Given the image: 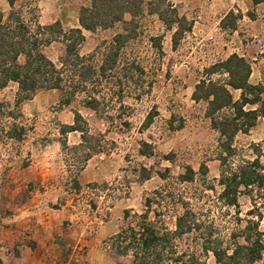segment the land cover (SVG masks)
Wrapping results in <instances>:
<instances>
[{
    "label": "rangeland",
    "instance_id": "rangeland-1",
    "mask_svg": "<svg viewBox=\"0 0 264 264\" xmlns=\"http://www.w3.org/2000/svg\"><path fill=\"white\" fill-rule=\"evenodd\" d=\"M144 1L148 3L150 0ZM169 2L180 17H185L191 23V31L186 32L173 48L174 29L168 31L157 15L144 13L138 19V36L127 45L124 57L125 62L134 61L139 65L144 74L136 78L139 79L138 84L124 85L122 105L117 101L119 88L111 83L107 85L104 80L90 87L95 92L94 96L100 98L99 113L84 107L85 94H77L70 105L62 106L60 92L56 90H40L31 100L21 105L23 125L26 129L25 139L20 143L0 139V226L13 214V210L10 209L14 207L16 199L20 196L24 198L23 195L14 193L15 188L18 190L14 183V179L19 176L17 172L31 160L39 158V154L32 151V159H28L26 148H32L33 143L45 145L51 140L60 141L61 128L68 126L64 123L72 122L74 125V113L77 112L85 122V125L82 123L79 125L85 128L87 133L85 139H81L82 143L77 152L69 149L70 147H63L66 149L64 151L71 158L76 157L79 162L86 156L97 155L96 162L104 165L106 181L93 186L88 185L91 186L89 189H86V186L83 195L78 199L80 206L78 220L74 221L77 230L74 235L71 232L72 237H66L68 247H65L67 255L65 260H69V264H130V255L119 257L115 254L111 242L114 235L108 238L105 234L109 231L116 234L120 227L126 225L127 222L123 219L125 210H129L131 216L142 214L145 197L164 185L156 172H163L166 169L169 171V178L172 179L182 173L186 166H190L198 173L200 166L205 165L208 169L205 185L202 183L203 179L197 176L193 184L181 186V189L187 192L193 208L209 210L207 215L210 219H215L216 224L232 227L230 216L233 212L221 219L223 208L215 205L211 198L205 201L206 197L201 195L204 192L203 186H213L216 192L219 191L216 184L220 170V163L216 160L218 135L205 118V103H194L191 95L194 86L203 76V70L219 62L216 59L218 56L224 58L228 53L222 56L218 53L219 49L223 51L234 49L236 44H240L246 48L249 57L258 60L261 71H264V2L257 3V0H169ZM88 3L89 0H35L38 22L40 25H49L61 21L65 30L70 29L81 5L86 6ZM9 10L7 1L0 0V12L7 15ZM229 12L237 17L236 35H232L231 32L235 29L224 30L218 21ZM121 28L119 24L111 30H98L95 33L84 31L85 42L79 50L80 55L85 58L94 55L93 65L99 64L100 53L104 51L103 42H109ZM223 31L225 33H222ZM153 37H160L161 53L153 47L151 42ZM42 50L57 67H60L59 58L63 53V46L60 43H52ZM148 86L151 88L147 93ZM16 91L15 84H10L0 91V101L13 105ZM234 95L237 97L238 93ZM152 108L155 109L157 116L148 129L141 130L140 126ZM169 120L172 121V128L168 124ZM125 121L129 123L127 128L123 125ZM65 138L67 143L68 137ZM141 141L152 144L154 151L151 157H142L138 153ZM234 147L236 155L229 163L237 164L241 160H252L258 156L264 165V120L257 122L248 134H238ZM52 152L53 150L49 149V153ZM72 166L71 171L77 174L78 165ZM142 167L152 168L151 179L142 180ZM203 194L210 195V192ZM240 206L241 212L244 213L250 207L249 201L245 197L241 198ZM90 210L95 212L93 217L91 214L88 215ZM154 212L156 216L158 214L164 216V212L153 211L150 214L153 220H159ZM173 215L171 212L163 217L170 228ZM109 221L111 223L105 227L104 223ZM62 228L67 229L66 224L62 225ZM98 232L101 237H105L101 242L93 240ZM188 243L185 237L180 248H185ZM3 244L0 243V261L2 264H8L11 257V262L14 261L13 257L18 254V249L16 243L10 247H4L6 245ZM207 263L215 264L211 255L208 256Z\"/></svg>",
    "mask_w": 264,
    "mask_h": 264
},
{
    "label": "trees",
    "instance_id": "trees-1",
    "mask_svg": "<svg viewBox=\"0 0 264 264\" xmlns=\"http://www.w3.org/2000/svg\"><path fill=\"white\" fill-rule=\"evenodd\" d=\"M6 1L10 9L8 14L0 12V91L10 84H15L17 91L13 105L0 101V139L17 143L26 137L21 105L40 90L60 92L62 106L70 105L77 94H85L84 107L99 113L100 98L94 96L90 87L104 80L107 85L111 83L119 88L117 101L123 104L124 85L138 84L136 78L144 74L139 65L134 61L125 62L124 57L125 48L138 36V19L144 13L157 15L168 31L174 29L173 48L192 27L185 17L178 15L169 0L148 3L144 0H89L88 5L79 8L78 27L67 30L58 21L40 25L35 0ZM263 2L257 0V3ZM236 20L237 17L229 12L221 26L233 30ZM119 24L121 31L109 42H103L99 64L93 65L94 55L86 58L80 55L79 50L85 42L84 31L111 30ZM151 42L161 53L160 37L151 38ZM52 43L63 46L60 67L43 53L42 49ZM250 75V62L232 54L205 68L191 95L194 103H205V118L218 135L216 160L220 170L216 184L219 191L213 186H203V193L210 192V195H201L206 197L205 201L211 198L215 205L223 208L221 219L233 212L230 216L232 227L216 224V220L207 215L209 210L193 208L187 192L181 189V186L193 184L197 176L205 185L208 172L205 165L200 166L198 173L186 166L172 179L166 169L156 172L164 185L145 197L142 214L131 216L129 210L123 212L127 223L111 239L117 256L130 255V264H208L210 255L215 264H264V165L258 156L237 164L229 163L236 155V136L248 134L258 120L264 118V85H252ZM150 88L148 86L147 93ZM235 91L239 92L237 97ZM155 116L152 108L140 129H148ZM79 123L85 125L76 112L74 125L61 128L62 146L66 145L65 137L70 132H78L81 139H85L87 131ZM123 123L124 127H129L128 122ZM168 124L171 127L172 121ZM153 151L152 144L140 142L138 153L142 157H151ZM141 171L142 180L151 179L152 168L142 167ZM244 197L250 207L242 213L240 199ZM153 211L164 212V216L174 213L172 228L161 214L156 216L154 212L159 220L151 219ZM185 237L189 243L180 248Z\"/></svg>",
    "mask_w": 264,
    "mask_h": 264
},
{
    "label": "crops",
    "instance_id": "crops-1",
    "mask_svg": "<svg viewBox=\"0 0 264 264\" xmlns=\"http://www.w3.org/2000/svg\"><path fill=\"white\" fill-rule=\"evenodd\" d=\"M225 15L226 13L218 19L219 23ZM76 27H78V15L71 28ZM231 32L232 35H236L238 28ZM218 53L222 56L227 53L224 58L218 56L216 59L219 61L225 60L232 54L246 58L251 65L249 82L252 85H264V71H261L256 58L249 57L246 48L236 44L234 49L224 51L219 49ZM235 93L239 92L235 91ZM260 120L264 118H260L258 122ZM64 124L73 125L72 122ZM66 136L68 138L65 146H62L59 140H51L49 144L33 143L32 148H26L28 159H32V151L33 153L36 151L39 158L31 160L17 172L19 176L14 179V183L18 190L15 188L14 193L23 195L24 198L20 196L16 199L14 207L10 209L13 210V214L0 226V243H4L6 245L4 247L16 243L18 249V254L13 257L14 261L11 262V257V260L8 259V264H69V260H65L67 256L65 247H68L66 237L71 236V232L74 235L77 230L74 221L78 220L80 208L78 199L83 195L86 186V189H89L91 186L88 185L93 186L106 181V171L103 169L104 165L100 164V166L99 162H96L97 155L86 156L81 162L74 156L71 158L64 149L70 147L69 149L77 152L82 143L81 136L78 132H70ZM49 149L53 152L49 153ZM72 165H78L77 174L71 171ZM90 214L93 217L95 212L90 210L88 215ZM110 223V221L105 222L104 226L107 227ZM64 224L67 229L62 228ZM113 235L115 232L109 231L105 237L111 238ZM105 237H101L98 232L92 239L101 242Z\"/></svg>",
    "mask_w": 264,
    "mask_h": 264
}]
</instances>
